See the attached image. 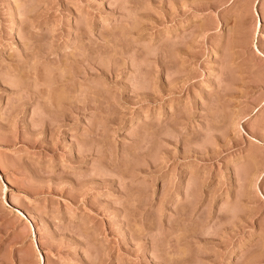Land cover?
<instances>
[{
	"label": "rangeland",
	"instance_id": "obj_1",
	"mask_svg": "<svg viewBox=\"0 0 264 264\" xmlns=\"http://www.w3.org/2000/svg\"><path fill=\"white\" fill-rule=\"evenodd\" d=\"M0 264H264V0H0Z\"/></svg>",
	"mask_w": 264,
	"mask_h": 264
}]
</instances>
